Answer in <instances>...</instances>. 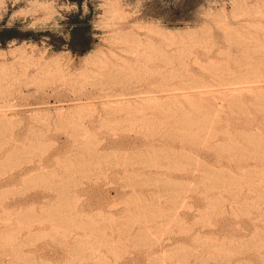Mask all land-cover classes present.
<instances>
[{"label":"rangeland","instance_id":"rangeland-1","mask_svg":"<svg viewBox=\"0 0 264 264\" xmlns=\"http://www.w3.org/2000/svg\"><path fill=\"white\" fill-rule=\"evenodd\" d=\"M0 264H264V0H0Z\"/></svg>","mask_w":264,"mask_h":264},{"label":"bare ground","instance_id":"bare-ground-1","mask_svg":"<svg viewBox=\"0 0 264 264\" xmlns=\"http://www.w3.org/2000/svg\"><path fill=\"white\" fill-rule=\"evenodd\" d=\"M51 2V1H50ZM37 4V3H36ZM33 6V5H32ZM35 6V5H34ZM37 6H39V4H37ZM42 6H44V5H42ZM46 6H44V7H41V6H39V7H33V8H35V9H37V11H39V10H43V12H45V11H47V7L45 8ZM32 8V7H31ZM46 9V10H45ZM34 10V9H33ZM35 11V10H34ZM48 13V12H47ZM45 15V14H44ZM48 15H46V17H47ZM113 97V96H112ZM118 98V97H117ZM121 98V97H120ZM2 118H3V115H2ZM11 157V156H10ZM9 159V158H8ZM78 244V243H77ZM91 244V243H90ZM93 244V243H92ZM94 245V244H93ZM115 245V244H114ZM89 246V245H88ZM73 247V246H72ZM93 247V246H92ZM95 248H97V247H95ZM79 249H80V247H79ZM107 249V248H106ZM105 249V250H106ZM111 250V249H110ZM74 251V250H73ZM78 251V250H77ZM111 252V251H110ZM75 253V252H74ZM82 253V252H81Z\"/></svg>","mask_w":264,"mask_h":264}]
</instances>
